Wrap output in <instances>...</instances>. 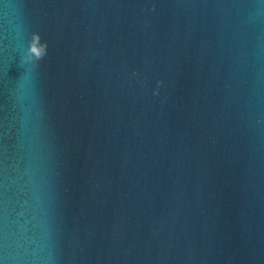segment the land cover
<instances>
[{
  "label": "water",
  "instance_id": "95a60500",
  "mask_svg": "<svg viewBox=\"0 0 264 264\" xmlns=\"http://www.w3.org/2000/svg\"><path fill=\"white\" fill-rule=\"evenodd\" d=\"M0 264H264V0H0Z\"/></svg>",
  "mask_w": 264,
  "mask_h": 264
},
{
  "label": "clouds",
  "instance_id": "9594fccd",
  "mask_svg": "<svg viewBox=\"0 0 264 264\" xmlns=\"http://www.w3.org/2000/svg\"><path fill=\"white\" fill-rule=\"evenodd\" d=\"M33 39H36L37 41H39V38H38V34L36 33H33ZM41 47L45 49V52H46V45L45 44H41ZM45 52L42 53V54H38V55H33L32 53V49L29 45L28 47V50H27V59L29 61H32V62H35V61H39L44 55H45Z\"/></svg>",
  "mask_w": 264,
  "mask_h": 264
},
{
  "label": "snow or ice",
  "instance_id": "6c2138e0",
  "mask_svg": "<svg viewBox=\"0 0 264 264\" xmlns=\"http://www.w3.org/2000/svg\"><path fill=\"white\" fill-rule=\"evenodd\" d=\"M34 51H35V49H34Z\"/></svg>",
  "mask_w": 264,
  "mask_h": 264
}]
</instances>
